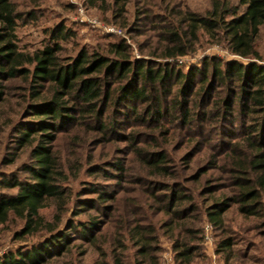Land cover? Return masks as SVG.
Returning <instances> with one entry per match:
<instances>
[{
  "label": "trees",
  "instance_id": "1",
  "mask_svg": "<svg viewBox=\"0 0 264 264\" xmlns=\"http://www.w3.org/2000/svg\"><path fill=\"white\" fill-rule=\"evenodd\" d=\"M84 1L142 35L138 18L125 17L128 0ZM209 1L204 14L166 6L162 14L143 16L141 21L155 23L156 36L138 44L144 58H135L122 37L67 54L61 43L73 34L62 24L48 28L40 48L23 50L17 26L36 10L33 4L22 11L16 0H0V137L6 134L12 150L2 155L0 165H13L27 154L20 170L28 175L0 174V188L7 190L0 191V229L8 231L0 244V264L54 263L72 250L69 231L83 241L97 240L86 238L97 225L95 217L72 219L80 212H71L68 172L55 150L63 136L77 137L80 131L86 135L83 144L88 139L97 146L127 143L150 175L162 176L148 188L158 191L162 230L176 264H193L200 250L199 213L221 230L217 252L225 255L226 264L235 256L225 214L264 216V0ZM147 12L142 9L140 15ZM202 42L219 45L234 58L207 57L185 71L166 61L194 53ZM126 126L129 132L123 133ZM160 128L162 149L158 132L155 136ZM179 150L175 165L170 153ZM107 167L123 178L119 161ZM83 191L96 198L80 200L78 211L111 208L99 207L114 199L100 185L88 184ZM48 207L54 208L51 220L40 214ZM140 230L135 264H147L158 249L153 236ZM100 253L113 264H125L115 248Z\"/></svg>",
  "mask_w": 264,
  "mask_h": 264
},
{
  "label": "rangeland",
  "instance_id": "2",
  "mask_svg": "<svg viewBox=\"0 0 264 264\" xmlns=\"http://www.w3.org/2000/svg\"><path fill=\"white\" fill-rule=\"evenodd\" d=\"M16 1L22 11H25L29 4H33L32 7L36 10L32 19L24 18L17 26L18 44L23 50L40 48L48 36L46 33L48 28L62 24L69 28L73 34L71 38L61 43L67 54H73L76 49L81 47L91 49L96 45H104L108 40L122 37L132 46L135 58H144L138 53V44H146L149 40L154 41L153 37L156 36L152 26L155 23L151 19L141 21L143 16L162 14L166 6L175 8V10L188 9L200 14H204L210 7L209 0H128L125 17L131 22L138 18L135 22L136 27L139 32L143 33L137 35L138 31L133 27L127 30L115 24L112 13L88 7L84 0ZM236 1L230 0L231 3H236ZM142 9L149 11V14L147 12L140 15ZM129 31L132 33H128ZM196 48L192 54L175 61L171 59L166 61L177 64L185 71L189 66L199 64L207 57L234 58L224 48L216 44L202 42ZM260 49L264 53V42L261 43ZM156 61H161V59ZM122 132L128 133L129 128L124 127ZM161 132L162 128H160V132L159 130L155 131L159 149H162ZM149 133L151 131L147 130L146 134ZM85 138L86 135L82 131L77 137L74 134L65 135L55 145V150L59 153L65 170L68 172L66 184L72 190L74 197V206H72L71 212H80L72 219L75 222L76 220L86 221L88 216L95 217L97 225L94 229L89 230L86 238L91 236L98 238L94 243L87 242V239L86 241L81 240L72 231L67 232L69 236H73L74 245L71 252L49 264H113L110 256L102 257L100 253L102 250L110 252L113 248L116 249L125 264H135L138 257L136 255L137 246L134 242L142 231L140 230L139 233L136 231L139 227L147 230L153 236L155 239L153 245L158 249L153 253L154 260L147 264H176L171 244L164 235L165 230H162V220L165 218L161 212L162 203L154 196L158 194V191L155 192L148 188L149 183L162 182V176L150 175V169L130 153L127 149L128 144L125 142L113 141L97 146V143L90 139L86 144H83ZM6 140V134L1 135L0 159L2 155L7 156L12 152L7 149ZM172 150H175V147ZM181 154V150L170 153L175 165L179 164L178 158ZM26 158L27 154L23 153L15 164L0 165V174H14L27 178V173L20 170L21 162L27 160ZM115 161H119L124 167L123 178H118L120 173L116 169L107 167L109 162ZM99 170H104L112 176H104L102 171L98 172ZM88 184L100 185L106 194H112L114 199L99 204L100 208L102 205L111 206V208L99 212L92 207H83V211H78L80 200L96 198L95 194L83 191V188ZM0 191L7 192L5 188H0ZM75 198H78L79 201ZM53 213V207L40 211L46 220H51ZM71 216L70 213L69 217ZM224 218L228 230L227 235L234 242L233 253L235 256L228 264H264V216L260 219H245L237 211L230 210ZM199 220L202 239L199 245L200 250L193 264H226L225 255L217 252V242L222 237L221 230L209 223L203 214L199 213ZM7 236L8 231L0 229V244L7 241ZM242 256L247 259L241 261Z\"/></svg>",
  "mask_w": 264,
  "mask_h": 264
}]
</instances>
